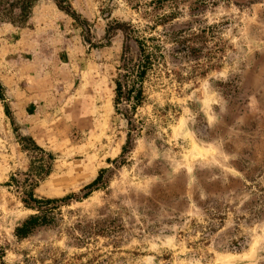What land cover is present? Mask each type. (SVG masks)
<instances>
[{
  "label": "rangeland",
  "instance_id": "rangeland-1",
  "mask_svg": "<svg viewBox=\"0 0 264 264\" xmlns=\"http://www.w3.org/2000/svg\"><path fill=\"white\" fill-rule=\"evenodd\" d=\"M0 264H264V0H0Z\"/></svg>",
  "mask_w": 264,
  "mask_h": 264
},
{
  "label": "trees",
  "instance_id": "trees-1",
  "mask_svg": "<svg viewBox=\"0 0 264 264\" xmlns=\"http://www.w3.org/2000/svg\"><path fill=\"white\" fill-rule=\"evenodd\" d=\"M120 84L118 83L117 89L119 90ZM48 202V200L46 201ZM38 216H30L26 220H24L16 229H15V234L18 237H26L28 234L32 232V230L40 225Z\"/></svg>",
  "mask_w": 264,
  "mask_h": 264
}]
</instances>
